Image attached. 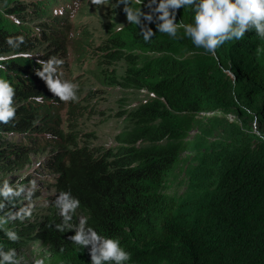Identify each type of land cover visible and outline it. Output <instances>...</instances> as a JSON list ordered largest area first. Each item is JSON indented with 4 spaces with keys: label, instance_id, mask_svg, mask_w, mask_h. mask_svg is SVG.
<instances>
[{
    "label": "trees",
    "instance_id": "1",
    "mask_svg": "<svg viewBox=\"0 0 264 264\" xmlns=\"http://www.w3.org/2000/svg\"><path fill=\"white\" fill-rule=\"evenodd\" d=\"M72 2L51 13L52 24L64 34L71 29L64 10ZM53 3L38 0V18L47 13L50 18ZM150 4L128 0L121 7L148 14ZM12 14L27 16L18 0H0V56L9 55L0 60V79L14 88L16 107L15 119L0 123V175L29 170L32 154L50 150L41 167L58 178L51 207L36 216L34 225L18 204L20 190L12 185L13 194L5 196L0 188L4 251L15 249L17 254L19 245L38 242L39 254L57 264H91L90 246L69 239L83 225L106 238H119L132 254L125 264H264V39L254 29L220 46L213 57L196 48L183 29L173 38L143 15L139 24L121 26L114 18L99 47L101 78L121 91L155 96L135 97L130 107L122 103L116 115L122 130L114 136V146L96 145L93 151L79 142L78 133L60 130V104L37 75L43 65L30 55V40L19 34L29 33V24L16 26L20 21L13 24L7 17ZM113 14L127 15L124 10ZM193 17V8L185 6L176 22L193 23ZM148 29L154 35L146 40ZM50 55L42 56L49 60ZM104 65L107 70L119 65L121 71L107 74ZM40 94L42 104L30 99ZM209 113L222 116L206 117L210 124L197 119ZM228 115L237 122H229ZM198 123L200 133L189 139ZM30 133L36 136L28 146L8 141ZM214 134L217 138L210 141ZM185 165V192L181 198L168 195L167 183ZM62 191L71 192L80 205L71 213L70 226L58 231L64 220L53 199ZM76 213L82 217L79 223ZM17 215L26 221L13 224ZM9 231L19 239L10 240Z\"/></svg>",
    "mask_w": 264,
    "mask_h": 264
},
{
    "label": "rangeland",
    "instance_id": "2",
    "mask_svg": "<svg viewBox=\"0 0 264 264\" xmlns=\"http://www.w3.org/2000/svg\"><path fill=\"white\" fill-rule=\"evenodd\" d=\"M38 0H18V4L22 5L26 11V17L18 14L8 15V19L13 23V20L20 21V24H15L18 27L29 25V33L19 31L22 37L30 40L29 53L32 57H39L38 61L48 60L42 59V55H50L49 57H56L63 61V64L58 66L57 74L62 80H68L79 85V102H61L57 97V107L60 108V113L66 121L63 124L65 130H73L79 135V142L89 146L93 151L96 150V145L103 147L114 146V136L121 130V121L116 117L121 104L124 107H130L129 104H135V97L139 101L153 98L151 94L147 95L145 92L140 93L139 96L133 95V92L121 91L119 87H112L106 84L105 80L101 78L99 62L101 60L100 46L104 42L106 33V26L108 23L112 25L114 18L120 21V26L126 21L127 15L123 18L113 14L114 10L117 12L124 10L121 6L124 5L122 0H103L101 4H94L92 0H79L77 2L76 12L73 17L70 15L69 20L71 29L66 34L59 26L52 24L54 21L51 14L48 13L38 18L40 14H36V3ZM73 0H54L53 6L49 9L58 8L59 5H66ZM46 1H44L45 5ZM15 6V4H13ZM12 6V7H13ZM4 10V9H2ZM71 14V13H70ZM13 17L17 18L14 19ZM58 29V34L54 33ZM62 32V34H60ZM55 35V37L53 36ZM61 36V37H58ZM106 37V36H105ZM62 45L64 51H62ZM25 56V55H24ZM2 57L9 58V55H2ZM48 59L47 57H45ZM37 61V62H38ZM104 65V71L109 74L115 71L116 75L121 71L119 65L115 68H109ZM39 67L38 71H41ZM43 71V70H42ZM46 85V82H44ZM45 89L47 86H44ZM43 87V88H44ZM131 99L132 102H126ZM222 116L220 113H209L206 115L197 116L199 121L205 124H210L206 121V117ZM229 122H237L235 116L226 117ZM254 125V124H252ZM201 131V124L195 125L194 129L189 136V139L194 138ZM36 136L35 133H30L24 138H31ZM21 135H14L8 138L16 145L21 139ZM217 138L214 134L210 141ZM48 152V151H47ZM47 155H34L32 165L27 174L25 172H13L8 175H0V188L5 189V183L8 187L17 186L20 183L29 182L32 190H38L41 200L44 201L53 196L54 189L51 184H46L45 181H50L48 178L53 179L55 176L53 171L47 172L38 166L39 163L43 164ZM184 158V157H183ZM38 166V167H37ZM185 166L181 167L176 173L175 177L167 183L166 193L176 198H181L185 192V187L188 182V175L185 174ZM24 173V174H23ZM23 191H28L29 188L23 184ZM56 192V191H55ZM56 194V193H55ZM14 217H11L12 219ZM13 223L21 222V217L14 218ZM78 222L82 220L80 214H77ZM35 234V233H33ZM39 243L31 244L30 246H23L17 251V259H20V264H34L36 259H43L45 264H57V259H52L47 254H39ZM61 264V263H60Z\"/></svg>",
    "mask_w": 264,
    "mask_h": 264
},
{
    "label": "clouds",
    "instance_id": "3",
    "mask_svg": "<svg viewBox=\"0 0 264 264\" xmlns=\"http://www.w3.org/2000/svg\"><path fill=\"white\" fill-rule=\"evenodd\" d=\"M92 2L94 4H101L103 3V0H92ZM122 2L127 4L128 0H122ZM73 4L74 2H72V5ZM153 5H155V7H153ZM61 6L62 5H59V7L56 8L58 9V13L60 12L59 8ZM185 6L193 8V23H184L183 21L179 23L176 22L179 10ZM149 8L151 11L148 14L141 13L139 10L133 12L132 9L127 7L124 11L127 13V19L129 21L139 24L140 17L143 15L144 20L149 24L156 23L158 31L168 34L173 38L177 36L179 30L183 29L185 36L190 38L192 44L195 45L196 48L204 49L206 54H211L213 57L216 56V51L220 46L232 40L243 39L245 34L250 30L254 29L256 34L264 39V0H159L158 4L156 0H151ZM56 9H53L52 14H56ZM74 9L75 8L73 7L71 11L66 10V12H69V17L71 15L70 13L73 15L75 14ZM151 35H154V32H152L151 29H148L145 39H149ZM18 39L23 42L22 37H19ZM9 42L11 43V41ZM24 55L26 56V54ZM41 57L44 60H48L43 56ZM3 59H5V57L0 56V60ZM38 63L43 65V71L37 72V75L45 80L50 93L57 97L61 102H79V85L68 80H62L57 74L58 66L63 64L62 60L52 57L47 62L38 61ZM152 95L155 96V93ZM14 96L15 90L10 82L5 79H0V123L7 124L15 119L16 107L14 106ZM30 99L34 100L37 104H42L45 98L43 94H40L30 97ZM230 116L232 115H228V117ZM65 122L66 121L63 119L60 126V130L63 133L65 131L63 128ZM26 135H24L23 138ZM32 139L33 137L24 138L17 144L20 146H28ZM38 139L43 140L44 136L41 135ZM47 151L49 152L50 150L32 154L31 158L34 155H47ZM40 165L42 164L39 163L38 166ZM41 169L45 170L43 167H41ZM29 170H27L25 174H27ZM54 174L55 176L52 181V188L54 189L53 196L44 201L41 200L38 190H32L29 182H23L20 183L21 185L18 184V187L16 186V189H19L23 196L19 199L18 204H21L22 208L28 212L26 215L32 216L29 220L30 222H33V225L38 224L39 220L36 219V216L51 207L52 203H50V201L55 196V193L57 194L56 180L58 174L55 172ZM48 180L50 181H45L46 184H50L51 178H48ZM23 184L26 188H29L28 191H23ZM3 194L5 196L13 194V190L8 187L7 183H5V191ZM15 194L18 195L19 193ZM53 200H56V206L60 210L57 212L58 216H62L64 220V224L57 225L56 228L58 231H63L65 227L70 226L68 222L72 219L71 213L75 212L79 207L80 202L78 199L72 197L71 192L64 191H62L58 197L56 195ZM77 214L78 213H76V218ZM34 216L35 218L33 219ZM17 217L21 216L17 215ZM21 218V222L26 221V218ZM7 235L12 241L19 239L14 232L9 231ZM69 239L77 245L84 247L90 246L89 255L91 264H125L126 261L132 259V254L121 246L119 238H106L99 235L92 228L85 230L83 225L76 229L75 235L70 236ZM24 240L26 241V239ZM21 247L22 246L19 245L17 250ZM0 264H20V259H17L15 249L4 251L2 246H0ZM34 264H45V261L43 259H36Z\"/></svg>",
    "mask_w": 264,
    "mask_h": 264
},
{
    "label": "bare ground",
    "instance_id": "4",
    "mask_svg": "<svg viewBox=\"0 0 264 264\" xmlns=\"http://www.w3.org/2000/svg\"><path fill=\"white\" fill-rule=\"evenodd\" d=\"M70 1V0H69ZM76 1H74V4L72 5H68V6H66L65 7V10L64 11H71L72 9H73V7L75 8L74 9V13L76 12V8H77V2L75 3ZM70 4V3H69ZM75 5V6H74ZM71 7V8H70ZM56 9V8H55ZM69 9V10H68ZM52 11H53V9H52ZM59 11H61V8H59ZM68 21H70L69 19H68ZM142 93H144L145 91H141ZM65 132H67V130H65Z\"/></svg>",
    "mask_w": 264,
    "mask_h": 264
}]
</instances>
